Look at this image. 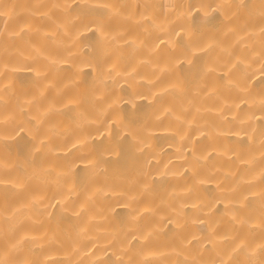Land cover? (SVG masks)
<instances>
[{
	"label": "bare ground",
	"instance_id": "6f19581e",
	"mask_svg": "<svg viewBox=\"0 0 264 264\" xmlns=\"http://www.w3.org/2000/svg\"><path fill=\"white\" fill-rule=\"evenodd\" d=\"M0 264H264V0H0Z\"/></svg>",
	"mask_w": 264,
	"mask_h": 264
}]
</instances>
